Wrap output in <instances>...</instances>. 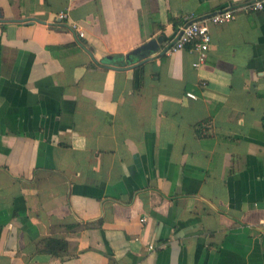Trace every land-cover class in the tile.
Instances as JSON below:
<instances>
[{"label": "crops", "instance_id": "0c3cea01", "mask_svg": "<svg viewBox=\"0 0 264 264\" xmlns=\"http://www.w3.org/2000/svg\"><path fill=\"white\" fill-rule=\"evenodd\" d=\"M250 1L0 0V264H264V9L164 52Z\"/></svg>", "mask_w": 264, "mask_h": 264}, {"label": "built area", "instance_id": "2783aa9c", "mask_svg": "<svg viewBox=\"0 0 264 264\" xmlns=\"http://www.w3.org/2000/svg\"><path fill=\"white\" fill-rule=\"evenodd\" d=\"M264 9V0H253L242 5L232 6L221 9L209 18L202 20H194L192 16H186L187 23L181 28L178 36L167 46L165 54L171 55L175 52L194 45V49L198 51V60L194 62L195 67L203 64L208 56V51L212 43L211 25L225 24L235 20L241 14H248ZM60 20H69L68 12H61L58 15ZM69 27L76 30L81 37L85 36L83 27L75 20H69ZM191 98H197L194 92H188ZM145 221V218L142 219ZM153 249V245H150Z\"/></svg>", "mask_w": 264, "mask_h": 264}, {"label": "water", "instance_id": "95a60500", "mask_svg": "<svg viewBox=\"0 0 264 264\" xmlns=\"http://www.w3.org/2000/svg\"><path fill=\"white\" fill-rule=\"evenodd\" d=\"M3 17L2 11L0 9V19ZM164 39L162 37L154 38L149 40L148 42L142 44L139 48H137L132 57H137L136 59H142V61H146L149 59V56L154 52L158 51L161 43H163Z\"/></svg>", "mask_w": 264, "mask_h": 264}, {"label": "trees", "instance_id": "16d2710c", "mask_svg": "<svg viewBox=\"0 0 264 264\" xmlns=\"http://www.w3.org/2000/svg\"><path fill=\"white\" fill-rule=\"evenodd\" d=\"M130 59L132 57V55L129 56ZM136 77L135 78H143L144 76V72H143V66H139L137 69H136V73H135ZM64 243L63 240L61 239H57V238H50V239H47L44 244L46 246V248L52 252V253H55L57 248L62 246ZM61 249V248H59Z\"/></svg>", "mask_w": 264, "mask_h": 264}]
</instances>
